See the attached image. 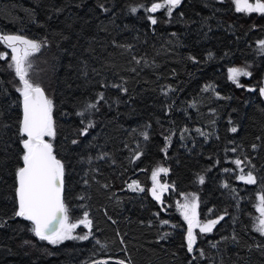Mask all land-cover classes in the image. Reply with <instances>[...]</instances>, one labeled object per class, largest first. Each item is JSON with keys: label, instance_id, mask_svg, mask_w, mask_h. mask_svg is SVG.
<instances>
[{"label": "trees", "instance_id": "16d2710c", "mask_svg": "<svg viewBox=\"0 0 264 264\" xmlns=\"http://www.w3.org/2000/svg\"><path fill=\"white\" fill-rule=\"evenodd\" d=\"M151 2L0 0V33L47 42L65 202L73 219L87 211L93 221L88 240L52 245L15 216L22 96L0 44L9 52L0 59V264H264V235L255 230L264 193V15L238 13L233 0H182L168 17L146 12ZM232 67L252 73L244 87L228 78ZM159 167L168 169L158 177L169 185L163 204L150 195ZM240 168L257 183L238 179ZM133 181L144 191L130 189ZM185 194L198 196L201 221L224 217L212 232H196L191 253L177 204Z\"/></svg>", "mask_w": 264, "mask_h": 264}, {"label": "snow or ice", "instance_id": "6c2138e0", "mask_svg": "<svg viewBox=\"0 0 264 264\" xmlns=\"http://www.w3.org/2000/svg\"><path fill=\"white\" fill-rule=\"evenodd\" d=\"M233 2L235 11L238 13L264 15V0H252V2L233 0ZM181 3L182 0H161V2L152 0L150 6L142 7L148 13L164 10L166 16L171 17L173 10ZM131 11L135 13L137 8L134 7ZM148 19L152 25L157 23V19L152 15H149ZM46 43V41L31 39L22 34L0 33V44L10 49L11 62L8 67L14 71L15 76L20 81L17 91L22 96L23 117L20 121L19 133L23 137L21 144L24 152L21 157L23 166L16 171L18 210L15 212V216L30 221L32 224L31 231L40 240L58 245L66 240H88L92 234L93 221L89 218L87 211L83 213L82 218L73 219L70 216V208L64 198V163L55 155L53 144L45 139V137L54 138L56 135L52 117L53 102L45 94L44 89L29 78V68L31 67L30 57L38 53ZM259 45L261 53L264 54V40L259 41ZM0 59H9V52H0ZM228 73V78L237 87H244L239 82L240 77H251L252 75L245 68L239 67L229 68ZM247 90L256 91L257 89L251 87ZM259 93L264 96V87L259 88ZM100 98L103 99V94ZM95 107V104L87 106L88 109ZM83 114V112L80 113V115ZM92 126L90 123L87 127ZM231 131L236 132L237 129L233 127ZM82 134H87V128L83 130ZM144 135L147 139V134ZM72 142L76 143L75 140ZM136 158L139 159V156ZM234 163L239 168L244 161L236 159ZM225 171L230 170L225 169ZM167 172V168L159 167L151 174L153 181L151 195L161 204H163V193L168 190L169 185L161 183L158 177L160 173L166 174ZM240 172L241 175L238 179L241 181L250 185L257 183L256 176L253 175L252 171L244 174V169L240 168ZM199 182H204L203 176L199 177ZM128 187L133 191H144L139 181H133ZM224 187H228V185L225 184ZM197 200L198 198L195 197L192 200L185 197V203L179 204L177 202L184 220L187 221V250L190 253L193 252L197 241L195 229H199L201 233H210L220 220L224 219L223 216H220L218 219L201 221L196 211L199 206ZM255 208L259 213V216L256 217L255 230L264 235V193L260 194L259 202ZM162 223L167 224L168 221ZM81 226L87 229V232L83 235H74L76 229ZM94 264H109V260H97ZM115 264H127V262L120 259Z\"/></svg>", "mask_w": 264, "mask_h": 264}, {"label": "rangeland", "instance_id": "374dc122", "mask_svg": "<svg viewBox=\"0 0 264 264\" xmlns=\"http://www.w3.org/2000/svg\"><path fill=\"white\" fill-rule=\"evenodd\" d=\"M249 2H252V0H249ZM255 14H257V13H255ZM257 15H260V14H257ZM9 51H10V49H9ZM30 61H31V67L29 68V78L34 83H38L44 89V91L46 92L47 96L49 97L50 90H51V84H52V78H51V75H50V72H49V65H48L49 61L47 59H45V57L43 55L42 48H41V50L38 53H36L32 57H30ZM245 69L250 72L249 69H247V68H245ZM245 79L248 80L249 77H244V76L240 77L239 78L240 84L244 85L247 82ZM13 85L15 86L16 90L20 86V81H19L18 77L15 76L14 71H13ZM49 138H50L49 141L52 143L53 139L51 137H49ZM167 192H169V188H168L167 191H165L163 193V197L162 198L166 197ZM185 197H188L189 200H192L194 197L198 198V196L195 195V194H185L181 198L179 204L185 203ZM197 202H198V200H197ZM198 205H199V202H198ZM198 208H199V206H198ZM198 208L196 209L197 212H198ZM180 215L183 218L181 210H180ZM185 222L187 224V221H185ZM198 231H199V229H195V233L198 232Z\"/></svg>", "mask_w": 264, "mask_h": 264}, {"label": "water", "instance_id": "95a60500", "mask_svg": "<svg viewBox=\"0 0 264 264\" xmlns=\"http://www.w3.org/2000/svg\"><path fill=\"white\" fill-rule=\"evenodd\" d=\"M45 94H46V92H45ZM47 95V94H46ZM49 98V97H48ZM23 111V110H22ZM150 195H151V189H150ZM16 197H17V195H16ZM64 198H65V187H64ZM151 198L154 200V201H156V202H159V201H157L156 199H154V197L151 195ZM17 202H18V198H17Z\"/></svg>", "mask_w": 264, "mask_h": 264}]
</instances>
